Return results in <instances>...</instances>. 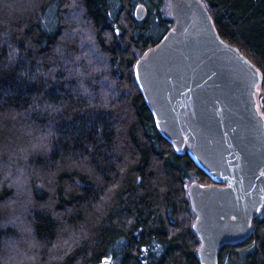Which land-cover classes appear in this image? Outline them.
Returning <instances> with one entry per match:
<instances>
[{
    "label": "trees",
    "instance_id": "obj_1",
    "mask_svg": "<svg viewBox=\"0 0 264 264\" xmlns=\"http://www.w3.org/2000/svg\"><path fill=\"white\" fill-rule=\"evenodd\" d=\"M201 1L264 111V0ZM173 23L166 0H0V264H200L187 187L211 180L133 70ZM252 228L217 264H264V207Z\"/></svg>",
    "mask_w": 264,
    "mask_h": 264
},
{
    "label": "water",
    "instance_id": "obj_2",
    "mask_svg": "<svg viewBox=\"0 0 264 264\" xmlns=\"http://www.w3.org/2000/svg\"><path fill=\"white\" fill-rule=\"evenodd\" d=\"M169 13L172 27L137 58L134 78L160 134L211 180L187 193L200 264H217L264 207L263 73L220 36L201 0H169Z\"/></svg>",
    "mask_w": 264,
    "mask_h": 264
},
{
    "label": "rangeland",
    "instance_id": "obj_3",
    "mask_svg": "<svg viewBox=\"0 0 264 264\" xmlns=\"http://www.w3.org/2000/svg\"><path fill=\"white\" fill-rule=\"evenodd\" d=\"M167 1V7H168V10H169V0H166ZM137 7H138V5H137ZM136 7V8H137ZM143 13H144V9H143ZM143 15V14H142ZM6 263H7V261H6Z\"/></svg>",
    "mask_w": 264,
    "mask_h": 264
}]
</instances>
